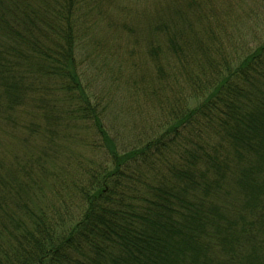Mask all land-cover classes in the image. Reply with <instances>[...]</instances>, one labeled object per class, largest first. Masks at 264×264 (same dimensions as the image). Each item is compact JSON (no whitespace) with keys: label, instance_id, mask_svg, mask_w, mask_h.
Here are the masks:
<instances>
[{"label":"trees","instance_id":"1","mask_svg":"<svg viewBox=\"0 0 264 264\" xmlns=\"http://www.w3.org/2000/svg\"><path fill=\"white\" fill-rule=\"evenodd\" d=\"M212 1L0 0V264H264V38ZM99 22L153 63L125 144L81 86Z\"/></svg>","mask_w":264,"mask_h":264},{"label":"rangeland","instance_id":"2","mask_svg":"<svg viewBox=\"0 0 264 264\" xmlns=\"http://www.w3.org/2000/svg\"><path fill=\"white\" fill-rule=\"evenodd\" d=\"M116 1H120L132 14L125 22L132 25L136 22L131 20L133 14L149 13L154 8V0ZM211 3L216 9L220 7L222 12H225V7L230 9L227 17L220 15L217 18L222 21L223 36L230 34L234 45L236 41L240 44L249 43L255 37L264 38V0H213ZM122 25L117 24L116 28L104 25L103 31V23L99 22L97 28L80 39L76 59L79 61L81 86L105 103L104 123L125 144L131 140L129 134L136 129L135 125L153 112L145 98L136 91L137 87H146L145 83L137 85L138 77L132 80L141 67L152 71L153 63L144 55V44H136L124 30L117 29ZM224 40L227 41V38L224 37ZM52 140L68 146L67 133H55Z\"/></svg>","mask_w":264,"mask_h":264}]
</instances>
